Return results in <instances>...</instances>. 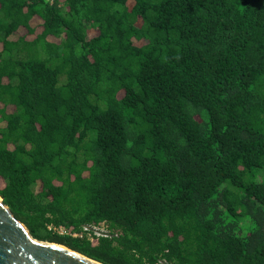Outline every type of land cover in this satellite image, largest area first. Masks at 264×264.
<instances>
[{"label":"trees","instance_id":"1","mask_svg":"<svg viewBox=\"0 0 264 264\" xmlns=\"http://www.w3.org/2000/svg\"><path fill=\"white\" fill-rule=\"evenodd\" d=\"M0 196L103 264H264V0H0Z\"/></svg>","mask_w":264,"mask_h":264},{"label":"water","instance_id":"2","mask_svg":"<svg viewBox=\"0 0 264 264\" xmlns=\"http://www.w3.org/2000/svg\"><path fill=\"white\" fill-rule=\"evenodd\" d=\"M0 264H103L63 244L33 237L0 196Z\"/></svg>","mask_w":264,"mask_h":264},{"label":"built area","instance_id":"3","mask_svg":"<svg viewBox=\"0 0 264 264\" xmlns=\"http://www.w3.org/2000/svg\"><path fill=\"white\" fill-rule=\"evenodd\" d=\"M54 229H55V228H54ZM57 231H58L59 233H69V232H67L62 226L57 227ZM71 235L76 236V235H79V234H77V233H72Z\"/></svg>","mask_w":264,"mask_h":264},{"label":"rangeland","instance_id":"4","mask_svg":"<svg viewBox=\"0 0 264 264\" xmlns=\"http://www.w3.org/2000/svg\"><path fill=\"white\" fill-rule=\"evenodd\" d=\"M105 232V231H104Z\"/></svg>","mask_w":264,"mask_h":264}]
</instances>
